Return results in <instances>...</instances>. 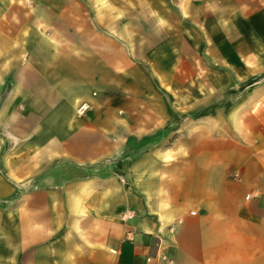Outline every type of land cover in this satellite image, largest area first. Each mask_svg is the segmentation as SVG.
Listing matches in <instances>:
<instances>
[{"label":"crops","instance_id":"obj_1","mask_svg":"<svg viewBox=\"0 0 264 264\" xmlns=\"http://www.w3.org/2000/svg\"><path fill=\"white\" fill-rule=\"evenodd\" d=\"M0 264H264V0H0Z\"/></svg>","mask_w":264,"mask_h":264},{"label":"rangeland","instance_id":"obj_2","mask_svg":"<svg viewBox=\"0 0 264 264\" xmlns=\"http://www.w3.org/2000/svg\"><path fill=\"white\" fill-rule=\"evenodd\" d=\"M129 9L131 10V12H130V24H129L130 31L137 32L139 28L143 27V25H140V23H139V19L137 16V7L131 5L129 7ZM183 104L185 105L184 101H183Z\"/></svg>","mask_w":264,"mask_h":264},{"label":"built area","instance_id":"obj_3","mask_svg":"<svg viewBox=\"0 0 264 264\" xmlns=\"http://www.w3.org/2000/svg\"><path fill=\"white\" fill-rule=\"evenodd\" d=\"M89 103L87 102H82L80 103L77 108L76 111L79 115H83L88 109H89ZM248 196V195H247ZM131 216V213H124L123 217L124 218H128Z\"/></svg>","mask_w":264,"mask_h":264}]
</instances>
